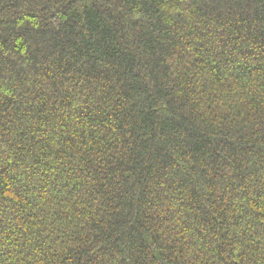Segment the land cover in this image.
I'll return each mask as SVG.
<instances>
[{
	"label": "trees",
	"instance_id": "16d2710c",
	"mask_svg": "<svg viewBox=\"0 0 264 264\" xmlns=\"http://www.w3.org/2000/svg\"><path fill=\"white\" fill-rule=\"evenodd\" d=\"M0 264H264V0H0Z\"/></svg>",
	"mask_w": 264,
	"mask_h": 264
}]
</instances>
